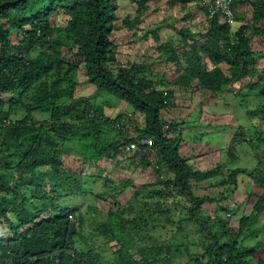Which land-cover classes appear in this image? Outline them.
I'll return each mask as SVG.
<instances>
[{
  "label": "trees",
  "instance_id": "16d2710c",
  "mask_svg": "<svg viewBox=\"0 0 264 264\" xmlns=\"http://www.w3.org/2000/svg\"><path fill=\"white\" fill-rule=\"evenodd\" d=\"M147 2L138 0L136 16H125L120 24L118 0H0V264H156L182 254L187 240V253L192 246L199 248L190 256L193 264H264L257 254L260 242L243 245L244 232L264 214V192L235 227L231 218L197 215L202 204L215 198L195 196L193 183L220 175L222 167L196 170L181 154L183 131L192 120L190 107L178 102L186 93L218 97L242 80L254 97L264 96V63H258L264 60V0H233L232 22L211 15L199 0H169L185 13L171 14L165 40L158 32L160 22L137 33L141 17L153 12ZM191 9L199 13L197 30L192 29ZM60 15L66 16L64 23ZM123 28L134 29L132 37L154 39L157 54L151 62L118 59L114 33ZM167 62L176 72L170 80L154 67ZM80 74L94 94L108 98L106 104L75 92ZM119 103L125 112L107 114L105 107ZM196 110L200 117L202 109ZM261 111L264 121V106ZM136 113L141 124L132 117ZM4 120L8 126H2ZM179 125H185L181 131ZM243 134L235 142H244ZM110 158L117 164L127 160L126 168L154 169L162 184L155 190L157 204L142 202L136 209L130 200L122 203L119 193L132 182L103 176L99 165ZM73 161L78 164L70 169ZM86 164L97 166L96 171L85 174ZM228 171L221 185L234 192L242 170ZM248 175L264 190V170ZM100 180L104 190L97 194L93 186ZM64 194L109 196L112 202L106 213L93 204L83 211L76 203H60ZM178 195L182 203L175 202ZM83 212L90 216L85 226L91 232L84 227ZM192 222L207 239L189 238L183 228ZM98 236L103 241L92 246ZM111 241L113 250L106 247Z\"/></svg>",
  "mask_w": 264,
  "mask_h": 264
},
{
  "label": "rangeland",
  "instance_id": "374dc122",
  "mask_svg": "<svg viewBox=\"0 0 264 264\" xmlns=\"http://www.w3.org/2000/svg\"><path fill=\"white\" fill-rule=\"evenodd\" d=\"M138 0H118L119 3V13L120 19L118 23L122 24V19L125 16L134 17L137 14V9L135 8L136 2ZM169 0H148L146 3L149 6L148 11L153 10V12H148L147 14L141 17V22L138 24V32L144 29H150L153 25H158L159 22L163 25V29H159L158 32L161 36V40L166 39V32L170 31L166 28H169L172 25V17L175 12V16H182L185 11L177 10L176 8L169 5ZM168 4H167V3ZM166 3V4H165ZM157 11H154L152 7H158ZM161 7V8H160ZM152 8V9H151ZM174 9V10H172ZM193 13V18L191 20L192 29L197 30V27L194 23L199 20V13L195 9H191ZM62 23H64L67 18L64 15L58 17ZM161 20V21H160ZM175 21V18H174ZM124 29V30H123ZM122 30L115 31L114 38L116 42V51L118 59L128 64L130 62H151L152 56L157 54L156 43L154 39L148 38V40H143L141 37H132L131 33L134 31L127 30L123 28ZM172 32L174 30L170 28ZM174 35V34H173ZM70 55V53H69ZM130 61V62H129ZM259 66L263 65L264 60L260 59L258 61ZM155 72L158 74L164 73L167 79H172L175 75V68L171 62L166 64H155ZM163 71V72H162ZM160 77V76H159ZM84 75L80 74L79 85L77 86L76 93L78 95L91 96L96 99L99 103H107L108 98L100 94H94V88L87 82H84ZM246 81L242 80L233 86L232 90H226L221 93L218 97L216 96H203V94L195 93L193 94H180L178 93V102L182 106H187L190 109V120L187 123L183 131V140L185 144L181 147V154L185 156L188 164L196 170H208L215 167H222L220 175L211 177L199 183H193L192 193L195 196L200 198H215V201L211 203H204L201 205L199 210V216L205 217L207 215L217 216L220 219L227 218L226 212H231V218L229 221L230 225L235 227L238 225L239 219L242 216L249 215L252 211L253 205L255 204L257 197L264 190L258 186V184L252 181L251 176L248 173L255 172L257 170H264V121H260L261 118V109L264 106V96L250 89H245L243 84ZM245 94V96H241ZM111 103V102H110ZM194 106L192 107V105ZM112 105V104H111ZM126 106L123 103L112 105L110 108H106L107 114L111 116L115 114H120L125 112ZM196 109H202L201 115L199 117V112ZM130 111L127 112L129 115ZM133 119L136 120L138 124H141V117L136 113L133 116ZM197 120V123L195 124ZM258 126L262 124V130L252 129V125ZM185 125H179L178 129L181 131V128H184ZM244 131V134L249 135V140L244 142H235V138H238V135L241 131ZM251 138V141H250ZM255 138L253 142L252 139ZM253 142V143H252ZM123 152V151H122ZM126 161H122L120 164L116 163V158L106 159L104 164L102 162L99 165V168L103 169V176L109 175L113 182H122L124 180H131L132 184L125 188V191L119 193L118 199L124 203L131 201L134 207L137 209L139 206H142V202H148L149 205L157 204L159 200L155 190L158 186L162 184H157L158 173L154 171L151 167L143 169L139 166L135 168H126ZM124 162V163H123ZM78 163L73 161L68 164L70 169H73ZM241 169L239 173L236 174V189L234 192L231 189L226 190L229 185L223 186L221 182L226 180L229 175L228 169ZM97 166L89 167L87 164L84 167V173L89 174L93 171H96ZM89 178H84L85 181H90ZM159 180H161L159 178ZM101 180L94 188V192L97 194L104 190ZM155 183V184H154ZM148 184V185H147ZM150 184V185H149ZM154 184L155 186L151 185ZM157 184V186H156ZM140 189V195L137 199L132 198V195L136 192L137 189ZM226 188V189H225ZM73 202L76 203L80 209L83 211L86 209L88 204H93L95 209H98L102 213H106L109 208L112 200L109 196H106L104 199H98L93 197L92 194H88L85 198L76 197L70 198L63 195L60 203L64 202ZM169 205L171 208H174V204L171 199H168ZM184 197L178 195L175 199V202L182 203ZM65 202V203H66ZM47 205H50V201L47 202ZM162 203H159L160 207L167 206ZM220 207V208H219ZM226 208V209H224ZM227 210V211H226ZM179 213L181 216H184L187 211H173ZM84 213L85 224L84 227L88 232H91V226L87 227L86 224L90 222V216L88 213ZM131 215H134L132 213ZM130 215V216H131ZM71 220H75L73 215ZM184 231H188L189 238L194 239L195 241H200L202 239H207L208 234L204 233L201 229L196 226L195 223H185ZM253 232V234H251ZM168 237H170L168 235ZM89 244H92V238L88 239ZM94 244H97L103 241L102 237H93ZM244 246L255 245L258 242L262 244V247L258 250V257L264 259V214L259 215L258 221L253 225L250 230L244 232L243 238ZM139 241L138 239L136 242ZM115 242L111 241L106 246L111 250L115 249ZM183 246H181L182 254H175L171 261L167 262L165 259L158 261L156 264H193L190 263V256L194 253H197V246H192L189 253L185 251V245L190 244L189 241H182ZM110 249L106 248V254H110ZM164 256V254H162ZM135 257H139L135 254Z\"/></svg>",
  "mask_w": 264,
  "mask_h": 264
},
{
  "label": "built area",
  "instance_id": "2783aa9c",
  "mask_svg": "<svg viewBox=\"0 0 264 264\" xmlns=\"http://www.w3.org/2000/svg\"><path fill=\"white\" fill-rule=\"evenodd\" d=\"M200 3L205 6L211 15L213 14H221L222 17L225 16L228 20L232 22V15H233V0H199ZM242 139L248 140L249 137L244 135ZM134 143H131L130 147H134ZM229 215V214H227Z\"/></svg>",
  "mask_w": 264,
  "mask_h": 264
},
{
  "label": "clouds",
  "instance_id": "9594fccd",
  "mask_svg": "<svg viewBox=\"0 0 264 264\" xmlns=\"http://www.w3.org/2000/svg\"><path fill=\"white\" fill-rule=\"evenodd\" d=\"M9 125V120H4L3 121V123H2V126H8ZM244 135H246V134H243V136ZM246 136H248L249 137V135H246ZM249 140V139H248ZM248 140H245V139H243V141H248ZM227 214H229V215H227ZM226 216H227V218L230 216V212H226Z\"/></svg>",
  "mask_w": 264,
  "mask_h": 264
}]
</instances>
